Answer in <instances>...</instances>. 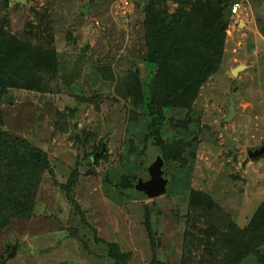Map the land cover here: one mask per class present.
I'll return each instance as SVG.
<instances>
[{"label": "rangeland", "instance_id": "1", "mask_svg": "<svg viewBox=\"0 0 264 264\" xmlns=\"http://www.w3.org/2000/svg\"><path fill=\"white\" fill-rule=\"evenodd\" d=\"M125 1L0 0V22L19 39L54 51L58 69L49 90L19 87L0 97V129L45 150L53 169L44 175L33 216L0 228V264H113L94 230L119 242L129 264H195L202 253L197 242L185 247L186 232L195 222L200 229L209 224L190 208L194 191L209 193L241 227L264 201V154H249L264 144V0H240L239 15L227 5L221 67L201 87L192 111L167 112L162 133L169 142L190 143L188 162L165 165L169 190L154 197L116 187L128 175L137 176L136 183L149 179L161 153L151 144L144 151L148 119L131 120L125 99L134 69L147 98L152 95L156 66L146 58L144 37L149 0ZM176 6L170 3L171 11ZM232 92L237 113L227 121ZM102 142L107 158L95 164L87 156ZM74 169L67 199L60 184ZM246 264L264 263L252 256Z\"/></svg>", "mask_w": 264, "mask_h": 264}, {"label": "trees", "instance_id": "2", "mask_svg": "<svg viewBox=\"0 0 264 264\" xmlns=\"http://www.w3.org/2000/svg\"><path fill=\"white\" fill-rule=\"evenodd\" d=\"M234 1L149 0L144 6L146 58L156 66L152 95L147 98L139 72L134 69L125 99L131 120L142 116L148 119L143 149L151 144L160 150L163 168L170 161L188 162L186 144L190 143L181 139L169 142L162 133L170 119L167 112L192 111L201 87L221 67L229 24L226 9ZM170 3L177 4L172 11ZM56 58L54 51L32 44L30 39H19L0 22V97L12 88L49 90V78L58 76ZM108 71L102 68V76L108 78ZM186 120L190 121V116ZM185 121L183 125L189 126ZM62 129L64 131V127ZM94 149L87 157L95 164L107 158L105 143H99ZM52 171L45 150L24 137L0 129V228L10 225L13 219L29 220L33 216L44 175ZM76 174L77 169H74L72 178L60 184L67 199L71 198ZM136 179L135 175L125 176L116 187L125 194L141 195ZM168 190L167 187L166 192ZM190 208L198 210V215L205 216L209 224L200 229L195 222L186 232L185 247L188 241L197 242L196 250L202 253L195 264H246L252 256L264 263V201L244 227L224 212L207 192L194 191ZM146 224L150 226L149 218ZM196 228L198 233L194 231ZM70 230L73 236L77 235V228ZM94 233V239L106 245L113 264H129L130 254L121 250L119 242L103 240L96 230ZM192 256L188 254L187 258ZM192 261L185 260L182 264H193Z\"/></svg>", "mask_w": 264, "mask_h": 264}, {"label": "water", "instance_id": "3", "mask_svg": "<svg viewBox=\"0 0 264 264\" xmlns=\"http://www.w3.org/2000/svg\"><path fill=\"white\" fill-rule=\"evenodd\" d=\"M20 3H27V0H16ZM242 67L239 66L233 70V73H237L238 70H240ZM77 74V67L75 68L73 74L70 76V79L73 75ZM237 108H236V101L234 98L233 92L230 96V104H229V113L226 116V120H232V118L236 115ZM250 156L252 157H258L264 154V144L261 148H258L254 151H250ZM164 160L163 158L158 155L156 160L150 165L149 167V174L150 178L147 180H144L143 178H140L137 187L141 194H143L144 197H154V196H160L166 192L167 185H168V178L164 175ZM16 249L13 248V251L10 253L11 255L14 253Z\"/></svg>", "mask_w": 264, "mask_h": 264}, {"label": "built area", "instance_id": "4", "mask_svg": "<svg viewBox=\"0 0 264 264\" xmlns=\"http://www.w3.org/2000/svg\"><path fill=\"white\" fill-rule=\"evenodd\" d=\"M124 4L125 5H128L129 4V1L126 0L124 2ZM230 8H231V14H233V15H239L241 13L242 2L240 0H235L232 3V6Z\"/></svg>", "mask_w": 264, "mask_h": 264}]
</instances>
